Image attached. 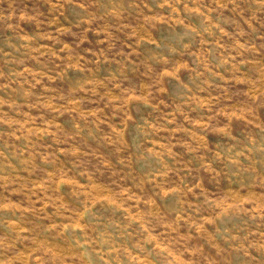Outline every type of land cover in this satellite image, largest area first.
I'll return each instance as SVG.
<instances>
[{"label": "rangeland", "instance_id": "1", "mask_svg": "<svg viewBox=\"0 0 264 264\" xmlns=\"http://www.w3.org/2000/svg\"><path fill=\"white\" fill-rule=\"evenodd\" d=\"M0 264H264V0H0Z\"/></svg>", "mask_w": 264, "mask_h": 264}]
</instances>
